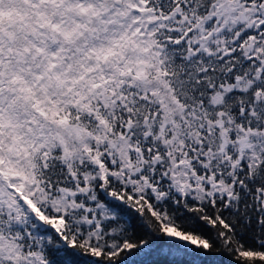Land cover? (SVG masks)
<instances>
[{
    "label": "snow or ice",
    "instance_id": "1",
    "mask_svg": "<svg viewBox=\"0 0 264 264\" xmlns=\"http://www.w3.org/2000/svg\"><path fill=\"white\" fill-rule=\"evenodd\" d=\"M0 264H264V0H0Z\"/></svg>",
    "mask_w": 264,
    "mask_h": 264
}]
</instances>
